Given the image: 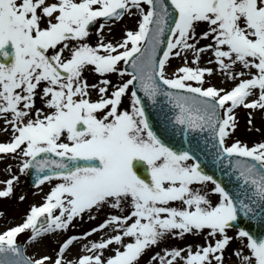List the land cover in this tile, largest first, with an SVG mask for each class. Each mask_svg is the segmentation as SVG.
<instances>
[{
	"label": "snow or ice",
	"instance_id": "1",
	"mask_svg": "<svg viewBox=\"0 0 264 264\" xmlns=\"http://www.w3.org/2000/svg\"><path fill=\"white\" fill-rule=\"evenodd\" d=\"M125 16L135 28L105 42ZM202 54L215 67H200ZM85 71L100 79L89 85ZM217 72L230 89L211 84ZM239 107L264 116V0H0V131L10 132L0 154L18 158L35 187L50 185L40 206L0 233V264H141L145 255L144 264H225L234 238L239 264H264V237L238 226L243 218L264 228V141L231 138ZM18 179L4 181L0 198ZM101 212L55 256L32 258L17 243L27 231L28 246L42 244ZM100 232L66 261L75 242ZM185 234H202L204 245L151 251Z\"/></svg>",
	"mask_w": 264,
	"mask_h": 264
},
{
	"label": "rangeland",
	"instance_id": "2",
	"mask_svg": "<svg viewBox=\"0 0 264 264\" xmlns=\"http://www.w3.org/2000/svg\"><path fill=\"white\" fill-rule=\"evenodd\" d=\"M135 17H132V23L127 24L125 21V17L118 22L115 26H112L111 32H109L107 29L104 30V40L105 42H113L115 43L117 40L122 39L123 37V31L125 29L133 30L135 28ZM97 23L93 30L91 31L90 36L87 38V42L90 45H95L97 42V38L95 36V30L96 27H98ZM204 28V25H201L199 28H197V34L201 32V30ZM208 41L201 40L199 41V44H207ZM187 60H188V66L196 67L197 65L191 64L192 54L189 52L186 54ZM209 56L206 54H202L199 59V66L200 67H215V65H209L206 63ZM206 60L205 62H203ZM184 66V56L178 57V58H172L170 61V67L168 69L169 74L172 72V69L175 67ZM88 72V71H85ZM106 78L110 79L113 83L118 81V77L116 74H109ZM100 79L98 76H96L95 81H92L93 83H96ZM209 79L206 76V80ZM211 84L218 87V88H225L230 89L233 86V82H224L225 77H223L220 73H216L210 78ZM91 82V83H92ZM92 83V84H93ZM90 84V85H92ZM207 86V84L205 85ZM111 90V89H110ZM90 99L95 101L98 99V93L91 89L90 91ZM128 101L125 98V104H127ZM40 101L37 99L36 101V107H40ZM124 105L121 106V109L123 110ZM252 113V125L251 128H249L248 125V117L249 113ZM235 118H236V127L234 132L231 135V138L233 140H239L243 143H245L248 146H251L255 142H262L264 141V116L259 111L256 110H245L243 108H238L235 110ZM3 127V122L0 121V128ZM9 131H0V142H8L10 139V136L6 135V133ZM11 165V171H8V166ZM19 167V160L13 159L11 155L9 156H0V170L2 172L0 173V186L2 184L4 185V181L11 178V175H17L19 179L14 182L13 185V194L10 197L7 198H0V233H2L4 230L11 228L13 226H16L23 222V218L26 216L27 212L30 210L31 206H39L43 203L44 198L47 194V192L50 190V185L45 184L43 185L41 189H26V178L25 175H21L18 172ZM55 183V181H53ZM28 186V185H27ZM212 186L209 184V188ZM1 190V189H0ZM23 195L25 199L21 201L19 197ZM213 201L216 200V196H212ZM170 206H179L178 202H174ZM105 213L101 212L97 219L95 220H88L87 216L85 215L84 220H76L74 221V226L70 227L67 231V233H59L50 235L45 238L42 244H32L31 246H28L25 241L28 236V232L26 231L23 234H20L17 238L18 242H21L24 245L25 249V255L30 256L32 258H38L41 255H48V256H55L57 251V245L59 242H61L65 236L70 235H82L85 231L90 230L91 228L97 226L102 219L104 218ZM108 234H111L110 230H106ZM207 231V230H205ZM104 232L93 234L92 236L88 237L87 242L91 241H97L100 239L102 235H104ZM230 237L234 236V231L229 230L227 233ZM85 241V240H81ZM78 242V241H77ZM86 242V243H87ZM76 243V242H75ZM205 241L203 240L202 234L201 235H192V234H185L183 238L179 239H173V238H165L163 244L161 245L160 249L153 248L151 251L155 253L158 250H162L164 247L167 248H187L189 245L192 246V251L195 252L196 245H204ZM246 243V241H245ZM85 244V243H84ZM83 244V245H84ZM240 242L237 239H233L230 244L227 246V249L225 250L224 256H225V264H239L236 256L233 254L239 247ZM74 245V244H73ZM83 245L79 247H74L71 250H68L65 253L66 261L71 260L75 261V259L82 253ZM241 251L246 253V249H240ZM75 252V253H73ZM70 254V255H68ZM182 255H186V253L182 252ZM148 260L147 255H145L142 260L141 264H144V262ZM151 264V262H149ZM176 264H181L180 261H177Z\"/></svg>",
	"mask_w": 264,
	"mask_h": 264
},
{
	"label": "water",
	"instance_id": "3",
	"mask_svg": "<svg viewBox=\"0 0 264 264\" xmlns=\"http://www.w3.org/2000/svg\"><path fill=\"white\" fill-rule=\"evenodd\" d=\"M238 226L245 227L246 230L252 232L257 238L264 237V228L250 226L248 222L243 220V218H240Z\"/></svg>",
	"mask_w": 264,
	"mask_h": 264
},
{
	"label": "bare ground",
	"instance_id": "4",
	"mask_svg": "<svg viewBox=\"0 0 264 264\" xmlns=\"http://www.w3.org/2000/svg\"><path fill=\"white\" fill-rule=\"evenodd\" d=\"M127 19L128 20H131L132 18H129L128 16H127ZM87 241H78V242H76V243H74V245L71 247V250H72V248H74V247H79V246H82L84 243H86ZM73 253H75V252H73ZM68 255H70V254H68Z\"/></svg>",
	"mask_w": 264,
	"mask_h": 264
}]
</instances>
